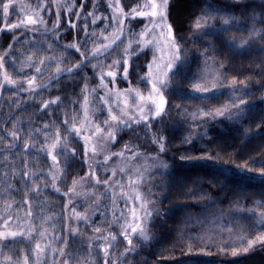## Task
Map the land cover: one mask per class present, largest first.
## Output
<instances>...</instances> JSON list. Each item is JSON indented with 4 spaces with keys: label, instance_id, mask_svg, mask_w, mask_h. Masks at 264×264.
Segmentation results:
<instances>
[{
    "label": "trees",
    "instance_id": "obj_1",
    "mask_svg": "<svg viewBox=\"0 0 264 264\" xmlns=\"http://www.w3.org/2000/svg\"><path fill=\"white\" fill-rule=\"evenodd\" d=\"M20 2L34 7L37 0ZM80 2L87 5L82 16L89 11H95L96 16L110 15L106 0H78ZM122 3H131V0H122ZM17 14L16 6L13 20ZM42 15L51 30L56 21L55 7L51 14L45 11ZM204 15L209 16L207 34L198 35L194 22ZM69 19L77 23V28H68ZM91 19L89 17L88 21L90 32L103 30L107 23L98 20L99 27L92 26ZM225 19L230 23L224 24ZM169 22L184 48L182 57H186L165 90L169 103L161 116L149 122L150 126L140 123L119 129L112 145L113 149L127 146L145 155L155 154L161 164L167 165L155 166L148 174L147 196L158 214L150 217L147 241L134 239L132 250L128 251L126 241L118 236L107 259L109 264H264V245L258 243L244 251L249 239L264 235L261 215L264 213V39L256 35L264 32V0H169ZM133 23L140 30L143 22ZM15 35L22 37L21 42L14 40ZM54 35L51 31L47 35L30 31L27 34L2 32L0 55L7 52L9 61L18 57L22 62L27 54L37 51L30 42L38 41L46 46L53 43ZM83 39L80 22L62 13L58 44L53 45L51 52L38 55L59 56L64 52L59 45ZM245 41L248 43L244 44ZM21 52L26 55L20 56ZM153 53L151 50L146 55L133 57L129 69L131 84L118 76L116 86L148 91L149 86L138 81L144 77ZM64 55V67L80 60L74 49H68ZM21 62L15 67L22 75L35 74L34 68ZM100 62L93 60L79 74H64L35 93L8 86L0 90V137H3L0 139V216H24L21 201L26 192L33 197L26 187L33 184L31 174L45 177L49 174L51 160L42 149L43 125L50 124V131H54L61 126L65 115L80 111L85 78H88L89 88L99 90L93 64ZM54 74L52 65L44 75L38 76L37 83L47 84ZM196 84L210 90L197 91ZM56 97H60L58 105L42 107L45 101ZM241 100L245 103L241 104ZM217 109L223 110L224 115L202 116L204 112L215 113ZM91 116L96 122L107 117L98 101ZM13 130L18 132L19 140L11 139L9 134ZM29 133L34 139H29ZM158 136L163 138L164 151H160L159 143L153 142ZM186 138L191 143H186ZM25 141L32 145L28 152L24 151ZM9 143L17 147L5 151ZM66 143L68 149L76 151L74 156L60 157L59 167L64 173L62 177L57 174L60 191L56 192L48 180H37L41 191L32 198L33 210L43 205L41 215L50 218L43 227L48 228L49 235L55 233L51 246L64 247L58 239L62 235L68 241L66 251L72 257V264H81V261L103 264L105 254L99 248L103 241L96 239L98 234L94 228L100 227L104 234L119 233V224L106 219L103 203L88 223H79V232L70 234L65 207L68 198L64 193L72 186L73 179L86 174L88 167L83 141L72 133L67 134ZM6 156L8 166L2 163ZM22 157L28 162L27 168ZM25 170L30 172V177L22 179ZM5 172L9 174L7 177ZM9 203L13 205L11 210L6 207ZM34 222L41 223L39 216ZM0 247L3 248L0 264H4L5 256L22 259L29 243L18 237L15 241L0 242ZM234 250L237 255L232 254ZM53 259L59 264L61 257H54L48 251L41 258V264H53Z\"/></svg>",
    "mask_w": 264,
    "mask_h": 264
},
{
    "label": "snow or ice",
    "instance_id": "obj_2",
    "mask_svg": "<svg viewBox=\"0 0 264 264\" xmlns=\"http://www.w3.org/2000/svg\"><path fill=\"white\" fill-rule=\"evenodd\" d=\"M53 6L55 7L56 21L50 30L47 27L48 21L45 20L42 13L47 11L51 14ZM20 7L26 9V11L22 15L17 14L13 20V10L16 8L14 0H0V33L23 32L27 34L30 31L32 33L47 35L51 31L55 34L54 40L53 43L46 46L41 45L38 41L30 42L37 48V51L27 55L21 52L20 56L26 55V59L22 62L19 61L18 57H12L9 61V53L7 52L5 55H0V89L8 86L17 90L24 89L26 92L35 93L38 89L48 87L64 74L77 75L84 67L92 63L93 60L101 61L100 63L93 64V72L99 80V90L89 88L87 83L88 78H85L80 111L72 116L65 115L61 121V126L55 128L54 131H50V124L46 123L43 125L42 149L51 160L49 174L48 177H45L43 174L40 176L31 174L33 184L26 185V187L33 194V197H29L26 192L25 198L21 201L25 207L24 216H14L11 214L0 216V242L15 241L18 237H23L29 243V249L24 252L22 259L19 257L14 259L10 255L5 256L4 264H41V258L45 257L48 251H51L54 257L56 255L61 257L59 264H72V257L66 251L68 241L64 240L62 235L58 239L64 247L53 248L51 246L55 233L53 232L52 235H49L48 228L43 227V224L50 220L49 217L41 215L43 205L38 206L35 211L33 210L32 198L41 191V186L36 181L48 180L56 192L60 191L59 187H57V180L64 174L63 170L59 167L61 163L60 157H67L69 154L74 156L76 151L74 148H67V134L74 133L76 137L83 140L84 156L88 157L89 155H97L103 149L105 142L114 143L117 139L118 128L130 127L133 122L137 124L143 122L150 126L149 122L155 117L161 116L165 111L169 103L165 96V90L169 87L172 76L183 65L186 57H182L184 48L180 43L177 31L173 28L172 23L169 22V0H131V3H122V0H108L107 8L110 9V15L108 16H96L95 11H89L82 16L87 5L83 2L78 3V0H51V3L48 0H37L34 7L31 5H21ZM95 7L94 4L93 8L95 9ZM65 12L69 17L74 16L76 21L80 22V31L83 32L84 37L83 40H76L71 44L59 45V47L63 48L64 52H67L68 49H74L79 54V62L69 67L63 66L66 62L64 52L59 56L55 54L38 55L40 52H51L53 45L58 44L62 13ZM89 17L92 18L91 25L97 27H99L97 25L98 20H106L107 23L103 25V30L90 32L88 30L90 27L88 22ZM134 21L138 23L143 22L140 30L136 29ZM229 23V19L224 20V24ZM67 24L69 29L77 28V23L71 19L67 21ZM208 27V15L198 17L194 22V28L198 35L207 34L205 30ZM41 28H43V32H41ZM256 35L264 39V32L257 33ZM14 40L21 42L22 37L15 35ZM89 40L91 41V47H89ZM193 43H195L194 40ZM243 43L247 44L248 42L245 41ZM11 47L12 45L10 44L9 50ZM151 50H155L152 59L146 65L144 77L138 81V83L149 86L147 94L140 88L130 87L120 90L111 87V85L116 83L118 76H122L124 81L131 84L129 80L130 62L133 57L138 58L140 55H146L147 51ZM18 62L34 68L35 74L30 76L27 74L22 75L15 67ZM52 65L55 66V74L50 77L47 84H38V76L44 75L47 68ZM233 83H236V81L233 80ZM194 87L197 91L202 92L210 90L206 86L201 87L200 84H196ZM101 91H103V95L100 94ZM97 101L101 109H106L107 112V118L99 122H96L94 117L91 116L93 106ZM59 103L60 97H56L45 101L42 107L47 109L50 105H58ZM240 103L244 104L245 101L241 100ZM233 107H238V105L233 104ZM81 113L83 120H80ZM223 115L224 111L220 109H217L215 113H202V116H213V118ZM9 135L13 141L20 139L16 130H13ZM0 139H3V137H0ZM29 139H34L31 133H29ZM162 141L163 138L159 136L153 141L159 143L160 151H164ZM185 142L191 143V140L186 138ZM16 147V144L9 143L4 150L11 151ZM23 147L24 151L28 152L31 150L32 145L25 141ZM124 151H130V149L126 146ZM112 155L123 156V152ZM133 157L138 158V154L133 153ZM111 158V156L106 155L104 157L105 162ZM2 163L8 166L9 158L7 156L4 157ZM22 163L25 168L28 167V162L23 157ZM161 167H167V165L161 164ZM120 171L123 173L124 168H121ZM57 174H59V177ZM8 175V172L4 173L5 177ZM87 175L95 177L96 185L102 183L106 186L104 195H108L107 189L115 186L121 188L120 194L122 196H126L123 207L118 210L116 208L113 209L115 223L122 225L121 232L115 233L110 231L104 234L101 232L100 227L94 228V231L98 234L96 239L105 242L102 245V251L105 254L103 264H109L107 257L110 254V249L113 247V242L117 241L118 236H123L129 247L132 246L131 234L139 232L145 240L149 239L143 229L144 218L145 216L151 217L158 213L155 208L151 207L150 197L137 190L143 182V174L139 170H137L135 179L129 178L128 180V187L134 194L124 193L123 185H120L119 182H110L109 179L101 181L99 176L92 171L91 166ZM112 176H116L115 170L112 171ZM29 177V171H22V179ZM77 184L78 181L73 179L72 186L64 195H81L82 193L77 192ZM44 188L46 190L47 184H45ZM5 190L7 191V189ZM111 202L113 205L117 203L114 191ZM72 203L69 200V204ZM67 206L65 205V207ZM6 207L11 210L13 205L9 203ZM137 208H139V213L137 212ZM261 215L262 223H264V213ZM37 216L40 218V224L34 222ZM75 216L78 222L88 220L86 215L75 213ZM69 223L71 224V217H69ZM92 223L94 224L95 222L92 221ZM109 227H112V225H109ZM69 231L70 234H74L79 232V228H70ZM258 243L264 245V235H255L252 239H249L244 251H248ZM3 247H7V245H3ZM2 250L3 248L0 247V251ZM232 254L237 255V251L234 250ZM53 264H57L55 259H53ZM81 264H84V262L81 261Z\"/></svg>",
    "mask_w": 264,
    "mask_h": 264
},
{
    "label": "rangeland",
    "instance_id": "obj_3",
    "mask_svg": "<svg viewBox=\"0 0 264 264\" xmlns=\"http://www.w3.org/2000/svg\"><path fill=\"white\" fill-rule=\"evenodd\" d=\"M106 2L108 4V0H106ZM14 3L18 7V14L22 15L25 10L20 7L21 6L20 0H14ZM154 51L155 50H153V52ZM111 87H113L114 89H120V90L130 88V87L119 88L116 86V84L111 85ZM131 88H133V87H131ZM148 91H149V89H148ZM148 91H146L145 94H147ZM100 94L103 95L104 94L103 91H101ZM105 112H106V109H105ZM106 114H107V112H106ZM81 120H83V115H82ZM141 123H143V122H141ZM136 124L137 123H135V122L131 123V125H136ZM121 128H123V127L118 128L117 132ZM112 145H113V143L105 142L103 144V149L101 151H99L97 155H95V156L89 155L88 157H86V162H87V167H88L87 172L83 177H81L83 179L79 178L76 180V181H78L77 192L82 193V194L81 195L67 196V198H68L67 199V205L68 206L66 207V209H67L66 212H67V227L69 229L70 228L71 229L77 228L79 223H88L91 220L92 215L95 212V210L97 209V207L103 203H105V205L104 204H103L104 206L102 205L103 206L102 210L105 213L106 219L110 220L112 223H115V219L113 216V209L116 208L118 210L119 208H122L124 201L126 199V196H122L120 194L121 188H118L115 186L111 189H107L108 195H104V193L106 191V186L103 185L102 183L100 185H96L95 177L87 175V173L89 172L90 166H91L92 171H94L96 173V175L99 176L101 181H103L105 179H109L110 182H119L120 185H123V192L126 194H134L131 192V189L128 187V180H129V178L135 179L136 175H137V170H139L143 174V182L137 190L147 196V187H149L148 184H150L148 182V180H149L148 174L152 169H154L155 166L158 167L161 165L160 160L157 158V156L155 154L145 155L140 150L132 149V148L130 149V151H124L125 147H122L119 149H113ZM159 148H160V146H159ZM121 152H123V156H119V155L113 156L112 155L114 153L119 154ZM133 153H137L138 158L133 157ZM106 155L112 157L107 162H105V159H104V157ZM121 168H124L123 173H121V171H120ZM113 170L116 171L115 177L112 176ZM113 191L115 192L116 199H117L116 205H113L111 202ZM69 200H71L73 203L69 204ZM125 211H127V210L125 209ZM137 212L139 213V208H137ZM75 213H79L81 215H86L88 217V220L78 222L76 220ZM69 217H71V224L69 223ZM149 220H150V217L145 216L144 222H143V229H144V232L148 235V237H149V232H148ZM121 230H122V225L119 224V233L121 232ZM87 235H89V233H87ZM87 235H86V237H87ZM89 237H90V235H89ZM89 237H88V239H89ZM122 238H123V236H122ZM130 238L132 239V246H133L134 239H139L141 241H147L148 240V239L145 240L143 238V236H141L139 234V232L136 234H131ZM103 243H105V242H102V244H100V246H99V248H101V250H102ZM126 244H127V241H126ZM132 246L129 247L127 244V247H128L127 250L131 251Z\"/></svg>",
    "mask_w": 264,
    "mask_h": 264
}]
</instances>
